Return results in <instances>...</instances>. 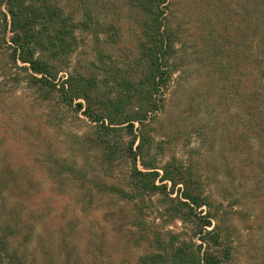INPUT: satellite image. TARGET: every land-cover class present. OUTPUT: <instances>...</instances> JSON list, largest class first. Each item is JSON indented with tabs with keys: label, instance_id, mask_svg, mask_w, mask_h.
I'll return each mask as SVG.
<instances>
[{
	"label": "rangeland",
	"instance_id": "obj_1",
	"mask_svg": "<svg viewBox=\"0 0 264 264\" xmlns=\"http://www.w3.org/2000/svg\"><path fill=\"white\" fill-rule=\"evenodd\" d=\"M59 3L79 29L55 83L92 80L89 102L72 106L31 84L42 76L11 57V17L6 26L0 13V264H174L215 227L230 264H264V98L253 97L264 85V5L169 0L177 69L143 120L148 17L128 0ZM97 134L135 152L145 137L161 190L130 196L133 163L103 159L86 138Z\"/></svg>",
	"mask_w": 264,
	"mask_h": 264
},
{
	"label": "trees",
	"instance_id": "obj_2",
	"mask_svg": "<svg viewBox=\"0 0 264 264\" xmlns=\"http://www.w3.org/2000/svg\"><path fill=\"white\" fill-rule=\"evenodd\" d=\"M168 1L128 0L130 5L138 7L149 19V23L144 24V26L145 37L147 41H150V44L148 46L142 45L144 59L148 66L146 74L150 76L140 82L145 98L144 106L141 109L143 120L147 117L151 107L156 106L155 100H153V92L160 91L162 85L167 82L166 79L171 77L177 69L174 62L176 43L168 31L169 25L166 18ZM254 1L257 7L264 5V0ZM59 2L60 0H0V8L3 4L7 6L6 12L0 10V13L6 26L8 25V15L11 17L12 37L9 41L7 40L10 43L9 49H14L11 57L24 64H29L27 70L42 76L38 78L31 75L29 79L31 84L39 85L40 95L44 93L43 98L45 100H54L59 106L61 104L72 106L75 99L79 97L89 102L92 95V80L75 73L70 74L67 81L60 86L55 83L57 73L53 72L58 68L57 63L66 62L71 57V53H73L78 42L77 38H74L75 33L79 29L78 26H75L77 23H74V26L71 25L73 22H70L71 20L66 17ZM42 38L46 39L43 40ZM42 51L45 53L42 54ZM188 55L187 51V63L189 62ZM258 56L260 57L259 67L263 72L264 56L260 54ZM258 56H254L255 60L259 59ZM255 90L254 99L264 98V85L256 87ZM54 95L57 98L52 99L51 97ZM79 107L82 105L79 104ZM108 130L110 129L108 128ZM86 138L102 148V158L106 161L133 163L132 173L128 176L130 181L128 186L133 188L129 192L130 196L132 194L137 198L161 190L156 185V180L159 178L156 160L150 157L152 149H150V143L145 137H141L136 152L133 150L134 144H125L122 139L119 140L109 134H97ZM138 161L150 171L147 173L138 171L136 169ZM187 174L191 173L187 172ZM187 197L195 203L198 200L190 194ZM206 225H211V221H206ZM200 239L203 243L199 246L195 247L192 244L186 249H178L173 256L174 264L231 263L232 252L226 246L222 230L219 227L206 232ZM204 247L205 251L201 254ZM0 257H2L1 251Z\"/></svg>",
	"mask_w": 264,
	"mask_h": 264
}]
</instances>
